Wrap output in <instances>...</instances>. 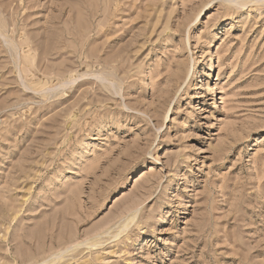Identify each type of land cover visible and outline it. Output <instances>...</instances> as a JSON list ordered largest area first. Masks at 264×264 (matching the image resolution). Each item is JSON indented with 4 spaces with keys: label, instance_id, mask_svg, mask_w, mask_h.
I'll return each mask as SVG.
<instances>
[{
    "label": "rangeland",
    "instance_id": "obj_1",
    "mask_svg": "<svg viewBox=\"0 0 264 264\" xmlns=\"http://www.w3.org/2000/svg\"><path fill=\"white\" fill-rule=\"evenodd\" d=\"M0 25V264H264V0H0Z\"/></svg>",
    "mask_w": 264,
    "mask_h": 264
},
{
    "label": "bare ground",
    "instance_id": "obj_2",
    "mask_svg": "<svg viewBox=\"0 0 264 264\" xmlns=\"http://www.w3.org/2000/svg\"><path fill=\"white\" fill-rule=\"evenodd\" d=\"M1 26V25H0ZM12 26H13V24H12ZM50 26V25H49ZM47 28V27H46ZM49 28V27H48ZM13 31V30H12ZM12 33V32H11ZM21 33V32H20ZM42 40V39H41ZM62 40V39H61ZM45 41V40H44ZM48 43V42H47ZM51 45H49V48L51 49L52 47H50ZM30 46H28V43H24V44H22V50H24V52L25 51H28L30 48H29ZM46 47V46H45ZM54 47V46H53ZM58 47V46H57ZM48 48V49H49ZM56 48V47H55ZM45 50V49H44ZM20 51V50H19ZM43 52V51H42ZM49 52H50V50L48 51H44L43 53H41V54H39L38 56H39V58H41L40 60H42L47 54H49ZM21 53H22V51H21ZM28 53V52H27ZM26 53V54H27ZM23 54V53H22ZM2 55V54H1ZM28 55V54H27ZM27 55H25L24 54V56L27 58ZM30 55H28V58H30L29 57ZM2 57H4V56H2ZM25 60V59H24ZM27 60V59H26ZM24 64V63H23ZM31 65V64H30ZM22 66V65H21ZM23 67V66H22ZM31 67H32V65H31ZM27 69V68H26ZM29 69V68H28ZM24 71V70H23ZM24 74V73H23ZM25 76V75H24ZM50 76V75H49ZM52 78L54 79V77H48V79H51L52 80ZM46 80V79H45ZM68 82H70V81H68ZM21 84H22V82H21ZM35 84V83H34ZM65 84V83H64ZM26 86V85H25ZM22 87H24V85L22 86ZM202 87V86H201ZM28 88V87H27ZM69 91V90H68ZM107 93V92H106ZM116 93V92H115ZM65 97V96H64ZM63 97V98H64ZM61 237V236H60ZM67 241H69V239H67ZM52 243H54V241L52 242ZM95 245V244H94ZM37 250V249H36ZM41 250V249H40ZM77 253H78V251H76ZM36 253V252H35ZM32 255V254H31ZM87 260V259H86ZM25 263L27 262V261H24ZM86 263V262H85Z\"/></svg>",
    "mask_w": 264,
    "mask_h": 264
}]
</instances>
